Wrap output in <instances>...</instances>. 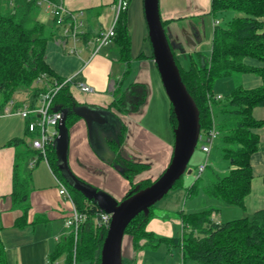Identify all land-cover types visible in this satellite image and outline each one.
I'll use <instances>...</instances> for the list:
<instances>
[{
    "label": "trees",
    "instance_id": "16d2710c",
    "mask_svg": "<svg viewBox=\"0 0 264 264\" xmlns=\"http://www.w3.org/2000/svg\"><path fill=\"white\" fill-rule=\"evenodd\" d=\"M36 8L38 6L35 0H0V113L17 89L30 88L27 98L30 104H34L39 92L50 86L53 80L60 82L64 79L49 67L44 58L45 45L54 32L35 18ZM127 10L128 8L119 13L112 36V41L118 48L119 59L124 61L130 58L131 48ZM222 10H234L241 14L231 18L226 26L218 24L213 27L208 56L199 50L191 52L187 55L189 65L184 67L170 41L169 43L181 80L197 107L200 131H207L214 120L220 133L221 158L230 166L225 172L210 168L208 173L197 175L185 188L186 195L190 196L201 190L208 197L243 207V199L249 192L252 177L249 158L257 147V134L253 129L263 123L252 116L251 110L254 106H264V0H211V14ZM161 22L165 26L166 22ZM146 41L148 51H142L138 55L152 59L147 35ZM246 57L257 59L262 65H247L244 62ZM232 72L256 73L261 77V84L254 88L239 85L232 88L225 98L213 99V83ZM42 73L46 74L45 84L32 86ZM146 95L143 84L131 83L127 91L120 93L104 107L116 124L115 134L104 140L110 153V157L104 161L113 167L118 166L119 172L129 182L118 202L154 180L144 178L133 181L134 175L144 169L146 164L125 156L122 150L125 126L119 115L142 105ZM132 96L135 97L134 101L130 99ZM79 105L68 85H63L52 100L54 109L66 110L67 129L81 117L75 111ZM213 108L219 114L218 120H215ZM169 120L173 130L175 118L171 105ZM21 143L25 144L24 140L17 138L7 142L13 146ZM38 153L40 154L39 151ZM25 155L26 151L17 150L15 153L11 191L12 203L15 205L25 202L31 189L29 175L20 172V162ZM45 158L54 175L66 186L75 208L86 214V219L80 223L76 233L68 232L48 254L50 264H57L55 261L61 255H64L62 264H73L77 260L100 264L99 252L107 227L99 226L95 221L104 210L64 177L58 166V155L53 143L47 145ZM180 179L181 177L176 180L173 187L180 186ZM152 208L153 205L146 214H136L124 229V234L130 236L133 250L155 247L161 239L145 229L152 215ZM214 210L217 209L207 206L188 213L179 211L182 227L180 236L162 239L178 246L182 257L193 259L198 264H264V208L255 210L248 216L226 221L214 220ZM24 216L25 213L17 217L14 225H23ZM122 263L133 264L127 258H122ZM0 264H7L1 240Z\"/></svg>",
    "mask_w": 264,
    "mask_h": 264
},
{
    "label": "crops",
    "instance_id": "0c3cea01",
    "mask_svg": "<svg viewBox=\"0 0 264 264\" xmlns=\"http://www.w3.org/2000/svg\"><path fill=\"white\" fill-rule=\"evenodd\" d=\"M50 1L74 12L76 20L81 22L78 27L80 32L74 37L64 36L61 27L54 24L49 13L43 11L41 7L36 8L34 12L35 18L54 32L45 45L44 58L58 76L64 79L70 77L69 90L80 105L104 108L120 93L127 91L131 83L143 84L147 92L145 100L149 98L150 89L153 87L159 95L161 81L155 78L153 60L138 55L142 51L147 52V47L134 50L131 39L130 58L124 61L119 59L118 48L111 40L92 54L94 38L111 25L115 0ZM210 5L211 0H158L160 18L166 22L164 27L168 39L182 65L183 59L191 52L199 50L209 55L214 27L212 21L213 19L219 21L218 13L228 19L226 24L231 18L241 14L234 10H222L211 14ZM262 23L264 26V18ZM218 24L220 25V21ZM244 62L255 67L262 65L261 61L251 57L244 58ZM218 79L224 83L222 90L225 93L224 97L236 86L254 88L261 84V77L253 72H232ZM76 81L91 85L94 91L81 92L74 84ZM37 85H40V82L32 84ZM22 92L17 90L13 93L10 100L14 106L28 101L29 91L25 95ZM216 94H221V91ZM139 107L119 115L125 126L122 150L125 156L146 164L144 168L146 171L143 172L142 169L134 175H137L136 181L144 178L153 180L167 166L172 154L173 141L168 135L164 136L156 125L145 122L144 119L147 117L137 115ZM145 108L146 106L142 107L143 110ZM3 109L0 113V240L4 247L6 263L50 264L48 254L68 233L63 218L70 210V202L58 193L55 175L47 160L30 146L26 120L17 114H3ZM251 113L255 119L262 120L263 123L253 129L257 134V147L249 158L252 173L249 192L244 196L243 207L237 205L241 209L240 217L264 208V106H254ZM113 127L115 130V126ZM91 133L92 138L82 117L67 129V166L90 188L105 193L114 200H120L129 182L118 169L101 159L94 147L96 145L93 128ZM12 138L22 139L25 144L8 145L7 142ZM17 150L26 151L20 162V172L29 175L31 189L26 201L15 205L12 203L11 191L12 170ZM32 159L34 164L30 165ZM223 161L225 164L218 167L220 172L230 168L228 163ZM202 195L204 198L202 197L201 208L218 204L216 198L208 197L204 193ZM216 212L217 210L212 212V218L221 221L216 218L219 214L218 212L215 214ZM23 213L25 223L21 226L14 225L15 219ZM169 227L167 222L156 217H150L145 225V229L151 231L153 235L154 232L166 233ZM124 235L127 238L123 240L122 237L121 241L123 258L131 260L133 264H142L143 249L147 247L133 250L130 236ZM55 262L62 264L63 260L61 258L60 262L57 260Z\"/></svg>",
    "mask_w": 264,
    "mask_h": 264
},
{
    "label": "water",
    "instance_id": "95a60500",
    "mask_svg": "<svg viewBox=\"0 0 264 264\" xmlns=\"http://www.w3.org/2000/svg\"><path fill=\"white\" fill-rule=\"evenodd\" d=\"M142 11L151 45L152 60L175 118L172 130V154L167 166L149 185L118 202L105 193L90 188L69 170L66 161L67 128L64 109L57 125L58 134L53 142L58 155V166L63 171L64 177L70 180L74 188L110 214L106 234L100 247V264H123L121 241L126 225L139 212L146 214L149 207L162 198L184 173L190 174L191 168L187 167V164L200 132L198 110L181 80L166 28L161 22L158 0H142ZM75 111L85 120L91 138L93 126L96 124L102 126L110 118L108 112L98 106L79 105ZM116 168L119 170L118 166Z\"/></svg>",
    "mask_w": 264,
    "mask_h": 264
},
{
    "label": "rangeland",
    "instance_id": "374dc122",
    "mask_svg": "<svg viewBox=\"0 0 264 264\" xmlns=\"http://www.w3.org/2000/svg\"><path fill=\"white\" fill-rule=\"evenodd\" d=\"M217 17L219 18L220 25L223 26L226 24L228 19L225 18V15H220L218 13ZM126 19L133 42V49L135 50L139 47L143 49L146 47L148 48V42L146 41L147 29L142 11V0H130ZM183 62L184 67H188L189 64L187 57L183 59ZM154 74L155 78L157 77L160 82L159 74L155 65ZM223 86L224 83L220 79H217L212 85V94H216L220 90L221 95L223 96L225 94L222 91ZM159 88V95L156 91V88L153 87L150 89L151 94L149 98L145 100V104L143 103V105H141L136 112L137 115L141 114L142 116L144 115L145 117H147L144 119L145 122H148V124L152 123L156 125L164 136L168 135L169 139L173 141V134L169 120L170 103L164 92L161 82ZM17 90L23 91L22 93L24 95L28 91L30 92V88H19ZM223 98L225 97L223 96ZM130 99L134 101L135 97L132 96ZM143 106H146L144 110L142 109ZM213 110L215 120H218L219 114L217 113V110L215 108H213ZM113 126L116 127V124L115 120H113L111 117L108 118L102 126L98 124L93 126L96 145L94 147L102 160L110 157V153L106 148L104 140L106 137H111L115 134ZM200 144L201 141H198L187 164V167L191 168L192 172L190 174L184 173L180 179V186L171 188L161 199L156 201L153 205L151 217H156L158 219H161L162 221L167 222L170 227L166 233L154 232V235L161 239L158 241V244L155 247H147L143 249L144 257L142 260V264H183V262L184 264H198L193 259L182 257L180 248L178 246L168 244L166 240L162 238L169 236H180L181 224L179 211L188 213L201 208L203 205L202 197L204 198V196L202 195L203 193L201 192V190L197 191V193L193 195L186 196L184 189L185 186H189L193 182L194 178L197 175V164L205 158V154L199 148ZM207 160L208 166L206 167L205 171L200 173L201 175L208 173L210 171V168L218 170V167H221L222 164H225L223 159L221 158V142L219 140V137H217L213 141L212 150ZM115 169H117L116 166ZM146 170L147 169H144L143 172ZM136 179L137 175L133 177L134 181H136ZM216 200L218 204H215L213 207L216 208L217 212L219 213H215L217 214V219L219 218L221 221H226L229 219L238 218L240 217V215H242L241 209L237 205L226 204L219 199ZM125 238L127 237L124 235L123 240H125ZM61 258L63 260L64 255L59 256L57 258V261L60 262ZM73 264H87V262L85 260H77L74 261Z\"/></svg>",
    "mask_w": 264,
    "mask_h": 264
},
{
    "label": "built area",
    "instance_id": "2783aa9c",
    "mask_svg": "<svg viewBox=\"0 0 264 264\" xmlns=\"http://www.w3.org/2000/svg\"><path fill=\"white\" fill-rule=\"evenodd\" d=\"M129 2L130 0H115L114 16L111 25L107 29L100 31L94 38L95 46L92 54L97 52L101 46L106 45L112 40L118 15L122 10L127 9ZM35 4L51 15L54 24L61 27L62 35H71L74 37L77 32H80L78 27L81 25V22L76 20L74 12H70L60 4H55L50 0H35ZM78 12L81 13L80 10ZM218 23L219 21L217 19H213V26L218 25ZM45 79L46 74L42 73L34 82H40V85H43L45 84ZM69 82L70 77L60 82L53 80L50 86L39 92L34 104H30L29 101H26L22 102L20 105L14 106L13 101L9 100L3 109V114H17L26 120V130L29 133L30 139L29 144L33 149L38 150L45 160V149L47 145L54 142L58 134L57 125L62 115V109H54L52 100L63 85H70ZM74 84L76 88L83 93H91L94 91V88L85 82L76 81ZM211 97L215 100L223 98L221 94H211ZM219 134L214 120H212V125L207 131L199 132L197 143L201 141L199 148L205 154V158L197 165V175L206 168L208 164L207 158L212 148L213 141ZM33 164L34 160L32 159L30 165ZM54 177L58 186V193L69 200L71 206L69 212L63 218V224L68 229V232L72 231L75 234L80 223L86 219V214L75 208L66 186L56 176ZM109 220V213L100 212L95 223L99 226L103 225L107 227Z\"/></svg>",
    "mask_w": 264,
    "mask_h": 264
}]
</instances>
